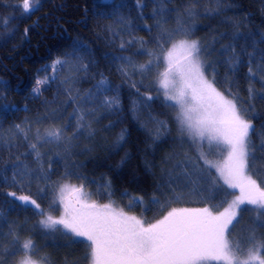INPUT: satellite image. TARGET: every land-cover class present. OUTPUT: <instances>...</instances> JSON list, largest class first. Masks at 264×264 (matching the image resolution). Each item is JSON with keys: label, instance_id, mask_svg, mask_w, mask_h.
Instances as JSON below:
<instances>
[{"label": "trees", "instance_id": "1", "mask_svg": "<svg viewBox=\"0 0 264 264\" xmlns=\"http://www.w3.org/2000/svg\"><path fill=\"white\" fill-rule=\"evenodd\" d=\"M22 3L23 0H0V81L7 85L0 87V97L3 98L0 99V126L5 131V144H0V210L8 216L9 225L16 230L21 243L31 239L40 251L21 252L7 258L9 264H19L27 256L43 264H49V261L51 264H64L65 258L73 264H91L90 259H85L86 253L90 252L89 242L73 243V237L66 234L62 227L57 226L58 231H46L38 224L48 215L61 216L60 190L64 185L83 186L95 202L114 203L126 213L141 217L148 223L162 219L173 208L208 207L218 213L228 207L239 195L238 189L228 188L222 180H217L215 194L208 198L207 185L200 181L195 171L189 168L187 175L180 171L179 162L185 156L197 160L198 153L188 146V139L181 133L174 117L175 110L160 92L158 74L164 71L162 64L143 77L138 73L133 75L132 79L138 86L142 81L141 94L138 95L116 70L118 64L112 62V57L118 56H132L138 64L152 59L147 55H135L138 44L135 47L126 46L125 49L119 47L122 41L134 38L147 41L146 47L159 54L160 49L153 42V37L159 33L157 19L153 17L158 5L153 0H140L143 8L138 6L137 0H97L95 4L92 0H40L39 6L27 15H22L18 7ZM164 6L169 11L164 17L167 22L163 27L169 31L180 24L186 28L192 27L194 31L187 38L196 39L203 46L205 71L211 80L208 65L215 68V87L231 99L237 98L238 107L249 108L243 115L254 125L251 140L257 146L256 155L259 157L261 153L258 149L264 141V100L260 99L264 87L258 80L248 79L246 61L249 53H253L257 60L264 53V0H164ZM187 7L193 8L196 14L186 16ZM177 16L182 18L179 23ZM121 18L124 23H121ZM145 26L152 31H147ZM77 41L87 45L90 51L71 55L73 44ZM228 45L235 47V53L242 61L239 70L234 73L226 63L231 53H223ZM163 47L170 50L171 44L163 43ZM66 53L69 55L66 56ZM77 57H82V62L89 65L88 72L77 71L81 62ZM57 58L69 62L62 67L51 88L38 97L33 96L36 80L44 76L42 70ZM252 66L255 70L256 61ZM128 70L132 71L130 67ZM100 74L119 88L120 110L108 112L98 108L97 119L92 121L94 136L85 133L79 139H73L69 151L64 150L63 144L44 145L40 151L47 180L23 181V190L13 184L14 165L27 163L33 168L37 165L31 156L26 158L22 155L28 152L27 143L22 137L9 132L12 126L29 121L33 122L35 129L37 117L50 116L55 109L58 110V118L45 120L39 127L43 130L53 123L55 126L67 125V135L72 137L75 121L71 119V114L77 104L69 100L68 90H73V96L78 94L83 98L94 90ZM249 87L255 91L253 98L249 97ZM146 91L153 97L149 102L151 107L138 105V118H134L133 102H139ZM78 103L82 104L83 99ZM149 113L166 121L169 129L155 143L150 137V130L156 125L149 119ZM109 125L112 127L109 128ZM122 129L127 130L126 142L116 147ZM7 144L13 146L8 147ZM215 151L221 152L220 160H217ZM125 153H128L129 159L121 166L120 161ZM226 158L227 151L220 146L206 155L212 165L223 164ZM198 163L205 167L203 160ZM256 164L264 165V160H257ZM254 169L251 171L255 172ZM251 171L249 174L253 179L255 175L261 187H264V171L260 173L261 179ZM211 173L213 179L218 177L215 167L211 168ZM170 174L174 181L171 189L179 194V198L168 187ZM108 182L111 185L109 190L113 193L111 196L105 195L101 189ZM161 184L164 187L158 189L157 186ZM11 192H16L17 196L30 195L40 205L44 215L19 207L9 213L5 202L12 199L7 195ZM125 192L131 197H143L144 207L129 206L130 197L123 195ZM154 195L160 199L162 207L151 204ZM254 218V213L243 214V221L235 228L237 233L230 226L228 234L231 240L239 241L241 249L237 250L232 242L229 244L238 255L247 254L246 247L250 245L247 228ZM9 225L4 226L5 234L9 231ZM257 231L264 236V229L258 228ZM75 239L84 241L85 238ZM3 243L5 247L13 244L7 235L3 237ZM204 264L224 262L206 261Z\"/></svg>", "mask_w": 264, "mask_h": 264}, {"label": "snow or ice", "instance_id": "2", "mask_svg": "<svg viewBox=\"0 0 264 264\" xmlns=\"http://www.w3.org/2000/svg\"><path fill=\"white\" fill-rule=\"evenodd\" d=\"M158 5L154 9L153 17L157 19L156 28L159 30L157 36L153 37V42L157 43L159 54L149 50L147 41L142 38H134L128 41H122L119 45L121 49L135 47L139 45L135 55H147L152 57L147 63L138 64L132 56L112 57V62L118 64L117 71L127 82L128 86L135 89L140 95V86L132 79L133 75L140 74L142 77L158 68L160 62L165 63V70L158 74L159 89L163 91L166 101L172 102L169 106L179 109L175 119L180 131L186 132L190 140L196 144L207 145L211 150L214 146H223L227 151V158L223 164L212 165L206 159L202 150L198 151V159L193 160L185 156L183 161L179 162V168L182 174H189L191 168L195 171L200 181L207 185L206 192L208 198H212L217 189V180H222L223 184L231 189H238L239 195L231 201L223 211L214 213L210 208H173L167 212L162 219L155 223L145 224L136 216H131L123 210L117 211L111 204L98 205L94 202L89 203L83 199V186L76 188L74 186L64 185L60 192V200L64 203V216L56 219L48 215L45 219L38 221V224L46 231H58L57 226L62 227L66 234L73 237V243L90 242V252L86 253L85 259H90L91 264H204L206 261H222L224 264H264V236L257 237L258 228L264 229V187L253 179L249 172L256 167L257 160H264V141L259 146L261 155L258 157L257 146L252 142L250 134L255 131L251 120L246 119L243 113H247L249 108L238 107L236 99H228L222 92L215 87V68L209 64L208 68L212 75L209 80L205 75V64L201 56L205 50L196 39H188L194 29L184 27L182 24L176 29L169 31L163 27L167 22L164 17L168 13L164 6V0H153ZM171 2V0H169ZM40 0H23L18 5L22 15L30 14L34 7H38ZM138 6L143 8L137 0ZM175 11L179 12V9ZM211 11V9H209ZM195 10L191 7L185 9V15L194 16ZM182 18L177 16V21ZM121 18V23H124ZM147 31L151 32L150 27L145 26ZM177 37H182L177 39ZM235 38V37H234ZM173 41H176L173 43ZM171 44L170 50H165L163 43ZM87 45L82 42H74L73 53L89 52ZM224 54L231 53L226 63L231 72H236L241 66V59L235 53L233 45L225 46ZM66 56L69 54H65ZM81 62L77 71L88 72L89 65L82 62V57H77ZM256 61V68L253 69V62ZM67 59L57 58L48 70L53 72L51 77L45 76L43 79L36 80V86L32 89L33 96L38 97L41 94V86L47 85L49 80H55L56 66L61 67L68 64ZM247 76L250 81H259L264 87V53L257 60L253 53L248 54ZM132 71H129L128 68ZM6 83L0 81V87H6ZM72 89L68 90V98L77 107L71 114V119L75 121L73 135H67V125L49 127L41 130L40 124L45 120H56L58 110L53 109L50 116L43 118L37 117L33 129L32 123L24 121L23 124H15L9 132L13 136H20L27 143L28 152L23 153L27 158L31 156L34 159L36 168L30 167L27 163H17L12 168V182L23 190V181L47 180L48 174L44 169V158L40 149L47 144H63L64 150L69 151L73 139H79L80 136L87 133L94 136L95 130L92 128V121L97 119L98 108L105 111H119L120 97L119 88L114 87L103 74L94 87L85 97L81 98L78 94L73 96ZM249 97L255 96L252 87L248 88ZM229 94L231 90L229 89ZM0 99H3L0 97ZM83 99V103L78 101ZM260 99L264 100V93L260 94ZM153 100L147 91L139 102H133L132 111L134 118L137 117L138 105L150 108V101ZM7 109V106H5ZM27 111V109H24ZM149 119L156 125L150 130V137L155 143L162 139L167 133L168 125L164 120L157 119L149 113ZM109 128L112 125L108 126ZM142 127H146L142 125ZM14 130V131H13ZM127 130L122 129L117 141L116 147H120L126 142ZM35 141V142H33ZM0 144H5V131L0 126ZM12 147L13 145L7 144ZM129 159L128 153L120 161L121 166ZM203 160L205 167L198 163ZM215 167L218 177L213 179L211 168ZM50 168V165H49ZM67 175V174H66ZM174 181L170 178L167 181L168 187ZM110 182L101 186L105 195L111 196ZM163 184L158 185L162 189ZM173 194L179 198V194L171 189ZM70 193V195H65ZM12 199L6 201L8 212L16 211L17 207L27 211L31 209L37 215H44L40 205L30 195H19L16 192L7 194ZM123 195L129 196V206L144 207L143 197H131L125 192ZM151 204L162 207L161 201L157 196L151 198ZM245 206V207H242ZM146 210H150L147 209ZM254 213L255 218L252 225L247 228L249 232L248 242L252 247L247 249V258L236 260L232 254L227 234L243 221V214ZM235 222V223H234ZM9 225L8 216L3 210H0V264H9L7 258L15 257L21 252L36 253L40 249L31 239L21 243L16 230L9 225L7 234L4 232V226ZM7 235L12 239V246L5 247L3 237ZM75 238H85L84 241ZM237 250L239 245L237 244ZM19 264H37L30 256L20 261ZM49 264L51 262L49 261ZM64 264H73L72 261L65 258Z\"/></svg>", "mask_w": 264, "mask_h": 264}, {"label": "rangeland", "instance_id": "3", "mask_svg": "<svg viewBox=\"0 0 264 264\" xmlns=\"http://www.w3.org/2000/svg\"><path fill=\"white\" fill-rule=\"evenodd\" d=\"M201 60H202V62L205 64V59H204V56L202 55L201 56ZM161 64H162V67H163V70H165V63L162 61V62H160ZM53 64V63H52ZM52 64H49L45 69H43L42 70V74L44 75L43 77H40L39 79H43L45 76H47V77H51L52 75H53V72L51 71V70H48L49 69V66L50 65H52ZM62 69V67L60 66V65H57L56 66V70H55V76L57 77V75H58V73L60 72V70ZM205 75H206V77L209 79V80H211L210 79V77L208 76V74H207V72L205 71ZM54 81L53 80H49V83L47 84V85H43V86H41V94L40 95H42L46 90H48L49 88H51V85H52V83H53ZM218 90V89H217ZM219 91V90H218ZM160 92H162L163 93V91L162 90H160ZM39 95V96H40ZM226 96V95H225ZM228 99H231L230 97H228V96H226ZM163 98H164V95H163ZM165 99V98H164ZM167 103L168 104H171L172 102H170V101H167ZM173 109L175 110V114H174V117H176V115H177V113H178V111H179V109L178 108H176V107H173ZM246 118V117H245ZM247 119V118H246ZM182 133V132H181ZM182 134H184V136L188 139V146L191 148V149H193L196 153H198V151L199 150H202L206 155L207 154H209V153H211V150L209 149V147H208V145H207V141H205L204 143H203V145H199V144H196V143H194V142H192L191 140H190V138H189V136H188V134L186 133V132H183ZM250 137H251V134H250ZM220 147H223L222 145L220 146ZM212 149H215V146L212 148ZM215 154H216V156H217V160H220V158L222 157V154H221V152L220 151H215ZM254 173L256 174V175H258L259 177H261L260 176V173L262 172V171H264V165L263 164H256V167H255V169H254ZM254 179H256L257 180V183H259L260 184V180L256 177V176H254ZM74 187H76V188H80V187H77V186H74ZM60 194H61V192H60ZM65 195L67 196V195H70V193H65ZM236 198V197H235ZM234 198V199H235ZM83 199L85 200V201H87V202H89V203H92V202H94V203H96V204H98V205H104V204H101V203H98V202H95L94 201V199H93V197H92V195L84 188L83 189ZM60 204H62V206H61V212H62V214H61V216L59 217V216H55V217H53V218H56V219H59V218H61V217H63L64 216V203L60 200ZM111 204V206L114 208V209H116L117 211H119V210H123L121 207H118V206H116L114 203L112 204V203H110ZM243 207V206H242ZM124 211V210H123ZM125 212V211H124ZM126 213V212H125ZM128 214V213H127ZM128 215H131V214H128ZM131 216H134V215H131ZM136 216V215H135ZM138 219H140V220H142L146 225L147 224H149L148 222H146L145 220H143L141 217H138V216H136ZM234 233H237L236 231H233ZM256 236L259 238V237H261V236H263V234H262V232L261 231H256ZM227 238H228V240H229V243H233V245L235 246V248L237 249V244L239 243V241L237 240V239H235V240H231L232 238H231V236L229 235V234H227ZM82 239V238H81ZM90 243V242H89ZM250 247H252V245L250 244L249 246H247L246 247V250L248 249V248H250ZM239 249H241L240 248V246H239ZM232 251V254H233V256H234V258L236 259V260H238V261H240V260H244V259H246L247 258V254H243V255H238V254H236V252H234V250H231ZM238 253V252H237ZM27 254V253H26ZM262 255H263V253H262ZM28 257V256H27ZM31 257V259H33V260H35L36 262H37V264H43V263H41L39 260H36V259H34L32 256H30ZM26 258V257H25ZM24 258V259H25Z\"/></svg>", "mask_w": 264, "mask_h": 264}, {"label": "bare ground", "instance_id": "4", "mask_svg": "<svg viewBox=\"0 0 264 264\" xmlns=\"http://www.w3.org/2000/svg\"><path fill=\"white\" fill-rule=\"evenodd\" d=\"M93 1V4H95L97 2V0H92Z\"/></svg>", "mask_w": 264, "mask_h": 264}]
</instances>
